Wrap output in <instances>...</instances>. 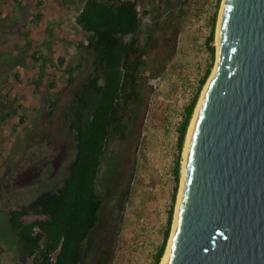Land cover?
<instances>
[{
  "label": "rangeland",
  "instance_id": "rangeland-1",
  "mask_svg": "<svg viewBox=\"0 0 264 264\" xmlns=\"http://www.w3.org/2000/svg\"><path fill=\"white\" fill-rule=\"evenodd\" d=\"M39 1L43 6L37 9ZM83 1L0 0V77L4 78L0 79V264H15L20 247L8 223L9 212L29 206L44 192L57 191L69 176L75 157L69 141L54 137L60 114L70 100V92L63 95L55 120L50 119L47 94L32 90L31 80L40 65L31 61L30 55L23 54L22 50L28 40H35L41 53L50 60V68L53 63L60 73V88L66 81L63 71L82 62L83 68L76 74L77 84H80L89 74L93 61L91 54L79 48L84 34L76 17ZM218 1L141 0V30L166 28L168 35L166 40L152 43L150 69L157 75L150 80L152 94L148 114L140 127L139 139L125 154L116 184L117 189L130 188V199L123 205L122 221L118 195L115 197L111 185V152L107 153L101 166L97 191L103 202V227L98 240L102 247L108 244L115 247L112 264H154L163 244L179 156L182 166L180 189L182 183L186 143L181 153L178 128L201 80L209 68L213 75L217 63V30L224 0L219 9ZM217 10L215 41L209 44ZM38 13L43 16L41 21L36 20ZM15 17L19 19L12 25L11 20ZM145 39L143 33L142 42ZM211 46L216 48L214 60ZM170 48L171 52L167 54ZM60 58L66 60L63 67L58 62ZM16 75L20 76L22 85L15 80ZM2 111L5 114L2 115ZM8 114L3 121L2 117ZM22 115L26 117L23 123L20 121ZM178 198L179 193L171 235ZM42 219L44 216L35 213L25 217L27 223Z\"/></svg>",
  "mask_w": 264,
  "mask_h": 264
},
{
  "label": "trees",
  "instance_id": "trees-1",
  "mask_svg": "<svg viewBox=\"0 0 264 264\" xmlns=\"http://www.w3.org/2000/svg\"><path fill=\"white\" fill-rule=\"evenodd\" d=\"M221 2L218 1V9ZM82 4L76 17V23L84 34L79 48L91 54L93 61L89 74L80 84H77L76 74L83 68L82 62L63 71L66 81L60 88V73L55 70V64L52 63L50 68V60L41 53L35 40H28L22 50L23 54L30 55L31 61L40 65L31 80L32 90L47 94L50 119L55 120V112L63 95L70 92V100L60 114L54 137L69 141L75 157L69 168V176L57 191L44 192L29 206L9 212L11 232L20 243L15 264L113 263L115 247L112 244L102 247L98 240L103 227V202L97 191V183L108 152L112 153L109 170L113 180L112 189L115 197L118 195L120 221L124 217L123 205L130 199V188L123 186L117 189L116 184L122 173L125 154L139 139L140 127L148 114L152 94L150 80L157 75L150 69L152 43L154 40H166L168 34L166 28L141 30V0H84ZM42 6L43 2L39 1L36 8ZM218 12L213 19L209 44L215 41ZM42 18L41 14L36 15L37 21ZM18 19H12V25ZM143 33L146 35L144 42L141 40ZM170 52L171 48L167 54ZM210 52L214 60L216 48L211 46ZM65 61L61 58L58 60L61 67ZM210 76L211 68L185 108L183 122L178 128L181 153L201 93ZM15 80L23 84L19 75ZM8 116H3L2 120L6 121ZM25 119L24 115L20 116L22 123ZM181 167L179 156L168 229L154 264H161L171 236ZM32 213L42 215L44 219L27 223L25 217Z\"/></svg>",
  "mask_w": 264,
  "mask_h": 264
},
{
  "label": "water",
  "instance_id": "water-1",
  "mask_svg": "<svg viewBox=\"0 0 264 264\" xmlns=\"http://www.w3.org/2000/svg\"><path fill=\"white\" fill-rule=\"evenodd\" d=\"M166 264H264V0H224Z\"/></svg>",
  "mask_w": 264,
  "mask_h": 264
},
{
  "label": "bare ground",
  "instance_id": "bare-ground-1",
  "mask_svg": "<svg viewBox=\"0 0 264 264\" xmlns=\"http://www.w3.org/2000/svg\"><path fill=\"white\" fill-rule=\"evenodd\" d=\"M216 45H217V51H218L217 56H219L218 40H217V44ZM217 68H218V58H217V63H216V67L214 69L213 75L211 76V78L209 79L208 84L205 87V90H204L203 95L201 97V100H200V102L198 104L196 113L194 115V118H193V121H192L190 130H189V133H188V137H187V141H186V147H185V152H184V161H183V170H182V183H181V189H180V192H179L178 204H177V209H176V214H175L176 215L175 216V223H174V227H173V232H172V235H171V239H172V237H173V235L175 233V230L177 228V224H178V208H179L180 202H181V200L183 198L185 168H186V161H187V155H188V149H189V142H190V139H191V136H192V129L195 126V123L197 121V118H198V115H199V112H200L201 105H202V103L204 101V97H205V95L207 93L208 86L210 84V81H211L212 77L215 75V73L217 71ZM171 239H170V243H169L168 249L166 251V254H165V256H164L161 264H166L167 261H168V259H169Z\"/></svg>",
  "mask_w": 264,
  "mask_h": 264
}]
</instances>
